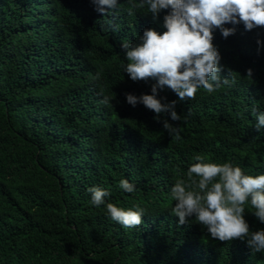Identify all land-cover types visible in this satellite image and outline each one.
I'll use <instances>...</instances> for the list:
<instances>
[{"label": "trees", "instance_id": "trees-1", "mask_svg": "<svg viewBox=\"0 0 264 264\" xmlns=\"http://www.w3.org/2000/svg\"><path fill=\"white\" fill-rule=\"evenodd\" d=\"M95 8L93 0H0V264H264V251L245 239L220 241L195 217L179 225L172 213V188L197 162L264 174V127L255 128L264 27L225 24L235 28L227 38L214 28L220 86L178 101V121L154 119L127 103L155 81L130 79L121 45L141 43L149 28L166 31L170 9L154 21L143 0H117L103 16ZM161 97L178 99L167 87ZM92 188L108 193L104 204L92 203ZM108 203L143 209L141 224L114 221ZM244 208L249 236L264 230L250 197Z\"/></svg>", "mask_w": 264, "mask_h": 264}, {"label": "clouds", "instance_id": "clouds-1", "mask_svg": "<svg viewBox=\"0 0 264 264\" xmlns=\"http://www.w3.org/2000/svg\"><path fill=\"white\" fill-rule=\"evenodd\" d=\"M93 3L102 16L117 6V0H93ZM143 3L148 5L154 21L162 9H170L163 17L166 31L158 33L149 28L140 37L141 43L121 45L129 61L124 72L130 79L155 81L151 94L139 97L126 94L127 103L132 106L142 103L157 114L154 119L167 114L172 121H178L181 118L176 111L178 101L194 99L200 87L211 93L220 86L221 57L212 44L214 28L220 29L221 35L227 38L234 34L235 28L223 27L225 24L242 22L246 30L264 27V0H143ZM257 45H260L259 39ZM251 75L248 69L247 76ZM165 87L178 99L161 103L164 98L157 99L158 90L163 91ZM104 102L111 101L105 98ZM163 127L169 134L175 132L167 119L163 120ZM262 127L264 113H259L255 128L259 131ZM195 159L202 160L199 156ZM193 174L199 177L198 181L193 179ZM120 187L128 193L134 191V185L124 179ZM89 191L94 205L105 203L108 195L105 190L92 188ZM172 196L175 200L172 213L178 217L179 225L195 217L212 238L220 241L245 239L252 252L264 251V230L249 236V226L243 216L244 205L250 197L254 215L264 223V174L246 175L239 166L227 162H197L188 169V182L176 181ZM107 212L114 221L131 228L141 224L144 210H124L108 203Z\"/></svg>", "mask_w": 264, "mask_h": 264}]
</instances>
